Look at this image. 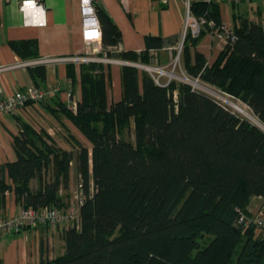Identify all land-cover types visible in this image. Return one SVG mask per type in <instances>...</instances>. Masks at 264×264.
<instances>
[{"label": "trees", "instance_id": "16d2710c", "mask_svg": "<svg viewBox=\"0 0 264 264\" xmlns=\"http://www.w3.org/2000/svg\"><path fill=\"white\" fill-rule=\"evenodd\" d=\"M94 6L102 48L112 47L119 30ZM217 7L198 1L190 12L219 24ZM231 18L236 40L211 65L199 52L189 65L185 44L197 38L186 35V74L238 99L264 126V18L261 24L235 13ZM11 47L34 56L30 42ZM103 68L82 64L78 76L68 64L81 98L75 111L66 103L48 111L63 130L62 120L69 121L91 148L66 130L78 150L77 190L85 197L80 226L65 227L64 254L40 264H264V241L237 223L252 197L264 199V132L185 83L160 86L129 66L121 70V99L108 105ZM130 120L134 144L121 136ZM19 127L16 160L0 167V200L13 191L22 209L65 211L73 198L72 153L23 122Z\"/></svg>", "mask_w": 264, "mask_h": 264}, {"label": "crops", "instance_id": "0c3cea01", "mask_svg": "<svg viewBox=\"0 0 264 264\" xmlns=\"http://www.w3.org/2000/svg\"><path fill=\"white\" fill-rule=\"evenodd\" d=\"M22 0H0V101L16 91L35 87L45 93L38 103H28L14 113L0 117V167L16 160L12 142L20 132L19 122L29 125L37 132L45 133L57 147L72 153L70 164V189L78 188V150L67 139L69 133L82 146L91 145L82 134L67 120L63 119V130L48 112L57 103H77L81 98L78 79L72 82L67 75V62L64 59L95 51V45H85L82 41V17L79 0H42L45 8L46 26L26 27L18 10ZM203 0H98L97 4L119 30V37L112 47L103 46V52L111 58L122 59V55L132 57V63L147 66H161L172 69V64L181 47L177 65L173 73L177 77L186 74L184 60L183 32L186 24L187 2ZM218 5L220 21L232 25L229 13L230 3L214 1ZM30 42L34 56H21L12 47V42ZM188 47L189 65L194 63L196 52L201 53L211 65L224 48V45L209 36V32ZM39 59H58L35 67H16L20 62ZM60 59V60H59ZM79 76V69L76 68ZM122 66H104L106 77V99L110 105L121 99ZM190 78V77H189ZM162 78V83H167ZM5 181L9 182L7 173ZM32 187L39 184L31 182ZM264 206L262 197L250 199L246 212L255 214ZM16 202L13 191L4 194L0 200V219L15 217L22 209ZM63 230L40 226L24 228L12 234H0V264H40L52 261L64 254Z\"/></svg>", "mask_w": 264, "mask_h": 264}, {"label": "built area", "instance_id": "2783aa9c", "mask_svg": "<svg viewBox=\"0 0 264 264\" xmlns=\"http://www.w3.org/2000/svg\"><path fill=\"white\" fill-rule=\"evenodd\" d=\"M203 1L205 3H211L216 0ZM220 1L231 3L236 0ZM239 1L250 2L252 0ZM96 2H98V0H79L80 12L82 17V41L85 45H95L96 49L93 52H86L82 55H76L74 57L64 59L67 64H73L75 68H78L82 64H97L102 66H129L147 73L152 78L154 83L160 86H166L171 81L183 80L190 82L191 84H185L191 86L193 90H195V86H199L198 82L200 80L198 78H195L194 81H191L185 75L177 77L173 73L177 65L181 47H179L178 49V54L175 62L171 65V70H168L167 67L147 66L139 63L121 61L102 54L101 29L94 6ZM186 7L187 16L182 41L185 40L187 34H190L193 38H198L202 32L208 31L211 38L217 39L224 46L235 42L236 37L233 34L231 26L227 22L221 21L219 24H216V22L211 19H207L205 16H195L191 14L190 5L188 2ZM18 10L21 14L22 23L24 26L34 28H42L46 26L45 8L42 0H22L19 3ZM54 61H58V59H39L28 62H20L16 65V67H35L40 64H46ZM162 78H167V83L163 84ZM205 91L213 92L209 91L208 88H205ZM217 96L219 97L217 99L221 102H218L220 105L225 108L229 107L227 109L231 110V112H233L237 116H243L241 117L242 119L249 120V122L255 124L253 118L256 120L257 118L251 113L250 109L244 103L223 92H221V94H217ZM44 97L45 93L35 87H27L22 91H16L12 95L0 101V117L5 114L14 113L19 108L24 107L27 103H38L42 101ZM67 105L69 109L75 111L76 103H71L70 101H68ZM236 109L244 111L245 115L237 112ZM254 126H256V124ZM90 189L92 190V185H90ZM75 194L76 195L73 196L75 204H71L65 211L58 210L56 208H40L37 210L21 209L18 215H16L15 217L0 219V234H12L17 233L24 228L35 229L40 226H48L53 229L61 228L63 231L67 226H74L78 229L80 226L79 207L83 203L85 197L82 196L78 190L75 191ZM237 223L240 225L252 227L254 238L264 241V206L259 208V210L253 215H246L238 211Z\"/></svg>", "mask_w": 264, "mask_h": 264}, {"label": "rangeland", "instance_id": "374dc122", "mask_svg": "<svg viewBox=\"0 0 264 264\" xmlns=\"http://www.w3.org/2000/svg\"><path fill=\"white\" fill-rule=\"evenodd\" d=\"M229 13L231 14V16L235 13V14L241 15V16H243V17H245L251 21H254L256 23L261 24L262 19L264 18L263 0H252L250 2L239 1V0L233 1L229 5ZM189 79L191 81L195 80V79H191V78H189ZM179 82L191 84L190 82L185 81V80L179 81ZM198 83H199V86H195V88H194L196 91L204 93V94L210 96L211 98H213L216 102L221 103L217 99V98H219L217 96V94H221V92L219 90H217L216 88H211L210 86H207V84H203L200 81ZM205 88H208L209 91H213V92H206ZM227 108H229V107H227ZM232 111H233V109H232ZM240 117H243V116H240ZM247 121L249 122V120H247ZM249 123H251L252 125H255L252 122H249ZM256 126H258V125H256ZM121 136L125 141H128V142L134 144V142H135V131H134L133 120H130L129 125L123 129ZM75 191H77V189H75ZM74 195H76V194L73 193L71 196H74ZM71 204H75L74 198H72Z\"/></svg>", "mask_w": 264, "mask_h": 264}, {"label": "bare ground", "instance_id": "6f19581e", "mask_svg": "<svg viewBox=\"0 0 264 264\" xmlns=\"http://www.w3.org/2000/svg\"><path fill=\"white\" fill-rule=\"evenodd\" d=\"M236 111L239 112V113H241V114H244V115H245V112H244V111H241V110H239V109H236ZM253 120H254V123H255L256 125H258L259 128H261L262 130H264V126L261 125V124L259 123L258 120L254 119V118H253Z\"/></svg>", "mask_w": 264, "mask_h": 264}, {"label": "water", "instance_id": "95a60500", "mask_svg": "<svg viewBox=\"0 0 264 264\" xmlns=\"http://www.w3.org/2000/svg\"><path fill=\"white\" fill-rule=\"evenodd\" d=\"M260 129V128H259ZM262 130V129H261ZM263 131V130H262ZM264 132V131H263Z\"/></svg>", "mask_w": 264, "mask_h": 264}]
</instances>
